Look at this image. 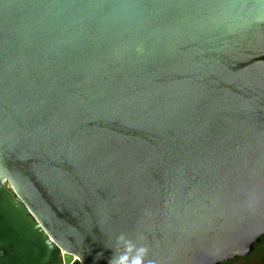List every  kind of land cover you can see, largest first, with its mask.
<instances>
[{"label":"water","instance_id":"95a60500","mask_svg":"<svg viewBox=\"0 0 264 264\" xmlns=\"http://www.w3.org/2000/svg\"><path fill=\"white\" fill-rule=\"evenodd\" d=\"M220 264L264 234V0H0V264Z\"/></svg>","mask_w":264,"mask_h":264},{"label":"clouds","instance_id":"9594fccd","mask_svg":"<svg viewBox=\"0 0 264 264\" xmlns=\"http://www.w3.org/2000/svg\"><path fill=\"white\" fill-rule=\"evenodd\" d=\"M143 239V236L120 234L116 238V253L109 264H156V261L148 259V247L138 242Z\"/></svg>","mask_w":264,"mask_h":264},{"label":"flooded vegetation","instance_id":"af4514ba","mask_svg":"<svg viewBox=\"0 0 264 264\" xmlns=\"http://www.w3.org/2000/svg\"><path fill=\"white\" fill-rule=\"evenodd\" d=\"M46 264H81L74 255H68L58 249L52 252L51 259ZM222 264H264V234L253 245L245 256H236Z\"/></svg>","mask_w":264,"mask_h":264},{"label":"trees","instance_id":"16d2710c","mask_svg":"<svg viewBox=\"0 0 264 264\" xmlns=\"http://www.w3.org/2000/svg\"><path fill=\"white\" fill-rule=\"evenodd\" d=\"M220 264H222V263H220Z\"/></svg>","mask_w":264,"mask_h":264}]
</instances>
